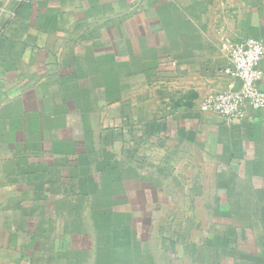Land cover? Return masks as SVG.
<instances>
[{"label": "crops", "instance_id": "0c3cea01", "mask_svg": "<svg viewBox=\"0 0 264 264\" xmlns=\"http://www.w3.org/2000/svg\"><path fill=\"white\" fill-rule=\"evenodd\" d=\"M244 38L264 0H0V264H264V109L201 110Z\"/></svg>", "mask_w": 264, "mask_h": 264}, {"label": "built area", "instance_id": "2783aa9c", "mask_svg": "<svg viewBox=\"0 0 264 264\" xmlns=\"http://www.w3.org/2000/svg\"><path fill=\"white\" fill-rule=\"evenodd\" d=\"M264 58V44L253 38L236 42L229 51L228 66L223 73L240 82L237 90L210 96L202 105L204 113L239 122H252L264 109V92L259 83Z\"/></svg>", "mask_w": 264, "mask_h": 264}]
</instances>
